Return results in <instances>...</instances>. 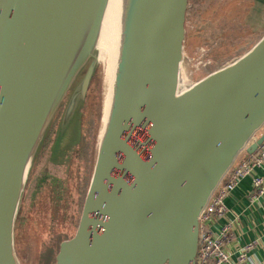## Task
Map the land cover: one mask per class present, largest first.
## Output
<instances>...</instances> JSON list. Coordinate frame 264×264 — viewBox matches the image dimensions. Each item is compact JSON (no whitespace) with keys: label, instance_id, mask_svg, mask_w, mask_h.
<instances>
[{"label":"water","instance_id":"1","mask_svg":"<svg viewBox=\"0 0 264 264\" xmlns=\"http://www.w3.org/2000/svg\"><path fill=\"white\" fill-rule=\"evenodd\" d=\"M106 3L0 0V264H20L15 221L30 167L91 60L57 138L81 116ZM188 5L134 0L112 114L77 231L61 242L56 264H197L201 213L264 126V35L235 61L183 87ZM91 19L87 49L65 81Z\"/></svg>","mask_w":264,"mask_h":264},{"label":"rangeland","instance_id":"2","mask_svg":"<svg viewBox=\"0 0 264 264\" xmlns=\"http://www.w3.org/2000/svg\"><path fill=\"white\" fill-rule=\"evenodd\" d=\"M263 35V0H189L181 68L182 86H190L235 61ZM94 53L97 55L98 50L95 49ZM90 62L71 85L63 101L66 102L65 106ZM99 105L103 114L102 61H98L95 76L81 107L83 133L90 123L91 126L95 125L94 111ZM57 112L61 117V106ZM102 127L101 120L93 136L94 148L88 154L80 144L56 154L52 142L50 148L45 146L50 141L45 142L47 136L44 137L30 167L15 221V251L20 264H48V256L57 255L61 242L75 235L92 179ZM54 137L56 135L53 133L52 139ZM63 142L65 140L61 141V137L55 142L56 147L60 146L59 151ZM69 148L71 160L65 156ZM88 157L92 158L91 161H88ZM52 261L51 257L49 264H56Z\"/></svg>","mask_w":264,"mask_h":264},{"label":"built area","instance_id":"3","mask_svg":"<svg viewBox=\"0 0 264 264\" xmlns=\"http://www.w3.org/2000/svg\"><path fill=\"white\" fill-rule=\"evenodd\" d=\"M263 129L254 134L239 154L201 213L197 264H233L226 247L232 231L231 224L225 221L228 213L226 199L244 178L253 175L258 168L264 166V139L252 153L247 150L264 134ZM262 184L263 177L254 174L253 185L258 192L263 191ZM250 247L251 244H248L240 250V260L246 258Z\"/></svg>","mask_w":264,"mask_h":264},{"label":"bare ground","instance_id":"4","mask_svg":"<svg viewBox=\"0 0 264 264\" xmlns=\"http://www.w3.org/2000/svg\"><path fill=\"white\" fill-rule=\"evenodd\" d=\"M133 3L134 0H107L103 16L96 27L98 60L104 64L102 134L105 133L112 114L117 74ZM92 24L91 19L73 56L65 81L72 76L87 49Z\"/></svg>","mask_w":264,"mask_h":264},{"label":"crops","instance_id":"5","mask_svg":"<svg viewBox=\"0 0 264 264\" xmlns=\"http://www.w3.org/2000/svg\"><path fill=\"white\" fill-rule=\"evenodd\" d=\"M254 174L263 177L262 192L253 185ZM254 174L244 178L226 199L225 221L232 226L226 247L233 264H264V166ZM248 244L246 258L240 260V250Z\"/></svg>","mask_w":264,"mask_h":264},{"label":"flooded vegetation","instance_id":"6","mask_svg":"<svg viewBox=\"0 0 264 264\" xmlns=\"http://www.w3.org/2000/svg\"><path fill=\"white\" fill-rule=\"evenodd\" d=\"M65 103H62L61 105V117H59L58 115V112L56 113L52 123L50 124V127L45 135V137L47 136V138L44 140L45 142L48 140L49 138V135L50 133L52 132V130H54V135H56V137H54V139H52V146H53V149H54V153L56 154H59L63 152L64 149L70 147L71 149L76 147L78 144H79V141L81 139V135L83 133V126L81 124V118H82V111H81V116L77 119V120H73L71 125H69L65 130H62L61 129V141L62 140H65V142H63L61 144V150L59 151V147L55 146V142L57 140V136H58V133H59V127H60V122H62V118H63V113H64V110H65ZM76 118V116H75ZM62 128V126H61ZM51 139V138H50ZM44 142V144H45ZM51 142L49 144H45V146H47V148H50ZM68 150V153H65V156L67 158H70L69 160H71V153L70 152V149Z\"/></svg>","mask_w":264,"mask_h":264},{"label":"trees","instance_id":"7","mask_svg":"<svg viewBox=\"0 0 264 264\" xmlns=\"http://www.w3.org/2000/svg\"><path fill=\"white\" fill-rule=\"evenodd\" d=\"M95 76V74H94ZM96 112V119L93 120L95 121V125L94 126H91V123L87 126V129H86V132L85 133H82L81 135V140L79 142L80 145L83 146V149L85 151V153L88 154V151H90V149L92 150L94 148V145H95V142L93 140V136L95 135V133H97V130L99 128V125L101 124V120H102V109H101V106L99 105L97 107V109H95ZM84 116H82L81 118V121L83 120ZM54 133V130H52V132L50 133L49 135V138H48V141L52 142V135ZM51 138V139H50ZM50 142H48L47 144H49ZM89 158V159H88ZM88 161L92 158L88 157ZM52 257V262L53 263H56V255L53 254V255H49L48 258H47V262L49 264V261H50V258Z\"/></svg>","mask_w":264,"mask_h":264}]
</instances>
